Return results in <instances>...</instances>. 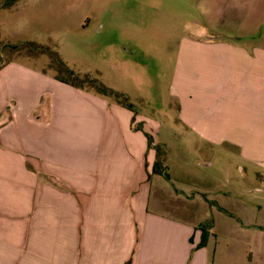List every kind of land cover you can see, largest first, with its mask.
Listing matches in <instances>:
<instances>
[{
  "label": "crops",
  "instance_id": "1",
  "mask_svg": "<svg viewBox=\"0 0 264 264\" xmlns=\"http://www.w3.org/2000/svg\"><path fill=\"white\" fill-rule=\"evenodd\" d=\"M205 5L200 33L177 51L178 122L192 148L233 150L255 170L264 166V0ZM22 75L25 95L9 88ZM0 84V264H264L254 207L227 208L210 180L181 186L154 173L156 151L131 110L14 63ZM203 224L208 241L196 248Z\"/></svg>",
  "mask_w": 264,
  "mask_h": 264
},
{
  "label": "rangeland",
  "instance_id": "2",
  "mask_svg": "<svg viewBox=\"0 0 264 264\" xmlns=\"http://www.w3.org/2000/svg\"><path fill=\"white\" fill-rule=\"evenodd\" d=\"M205 4L207 0H10L0 13V70L14 63L58 81L72 80V71L89 75L96 83L83 90L110 104L116 102L98 93L96 85L124 94L134 126L148 136L151 149L161 147L158 162L176 183L210 180L228 193L227 208L254 207L251 218L263 222L264 166L251 169L233 150L206 154L192 148L171 97L179 43L200 33ZM261 27L264 31V22ZM20 77L9 88L25 95L28 80ZM4 88L0 84V94Z\"/></svg>",
  "mask_w": 264,
  "mask_h": 264
},
{
  "label": "trees",
  "instance_id": "3",
  "mask_svg": "<svg viewBox=\"0 0 264 264\" xmlns=\"http://www.w3.org/2000/svg\"><path fill=\"white\" fill-rule=\"evenodd\" d=\"M10 0H7L5 5L8 6L9 5ZM2 6L0 5V8ZM62 67H64V65H62ZM69 75L73 76L72 80H68V79H63V78H58L59 81L65 83V84H69L72 85L74 87L77 88H81V89H89L90 87L94 88L93 86L95 85L94 83H96L94 80L91 79V77L87 74L84 75H80V74H75L72 71H69ZM96 91L100 94H104V95H110V97L117 103L122 105L123 107H128L129 109H132V105L129 104V102L127 103L126 101V96L118 91H115L111 88H107L101 85H96ZM147 139L149 141V138L147 136ZM148 146L151 148V142H148ZM157 154V159L155 162V166L153 167V172L154 173H159L161 175H163L164 177H166L167 179L170 178L166 168H164V166H162V163L159 161L158 162V154L161 153V147L157 146L156 148H154ZM219 207V206H218ZM220 208V207H219ZM222 209V208H220ZM227 212V211H225ZM202 231V237H201V241L200 243L196 246V248H201L203 246L206 245L207 241H208V235L209 233L206 230V224H203L200 226L199 228ZM129 264V263H128Z\"/></svg>",
  "mask_w": 264,
  "mask_h": 264
}]
</instances>
